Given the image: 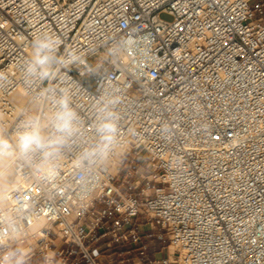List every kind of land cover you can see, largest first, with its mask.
<instances>
[{"label": "built area", "instance_id": "2783aa9c", "mask_svg": "<svg viewBox=\"0 0 264 264\" xmlns=\"http://www.w3.org/2000/svg\"><path fill=\"white\" fill-rule=\"evenodd\" d=\"M41 32L80 60L26 81L20 66ZM49 86L79 117L56 167L0 153L12 180L0 216L22 218L10 247L25 263L103 264L95 243L107 239L135 264H264V0H0V133L11 140L22 113L54 111L36 102ZM111 99L115 139L83 159ZM138 161L149 179L127 195L115 181L139 186ZM154 242L167 243L165 259L146 258Z\"/></svg>", "mask_w": 264, "mask_h": 264}, {"label": "clouds", "instance_id": "9594fccd", "mask_svg": "<svg viewBox=\"0 0 264 264\" xmlns=\"http://www.w3.org/2000/svg\"><path fill=\"white\" fill-rule=\"evenodd\" d=\"M61 44L60 38L53 33L36 34L31 44L32 54L20 66L22 77L26 81H52L60 74L62 67L80 60L73 49L66 48L63 54L58 55ZM36 102L38 105L50 102L54 111L46 114L38 108L33 112L22 113L23 118L11 140L0 133V153L8 154L17 149V155L26 163L37 168L54 169L63 150L78 131L79 117L70 105L66 90L61 89L58 93L54 86L45 87L37 95ZM117 102L111 99L98 107L96 131L100 143L94 149L85 150L83 159L102 154L113 143L118 130L119 116L113 111ZM21 219L8 212L0 216V249H5L0 255V264H25L27 253L10 247V241L22 234Z\"/></svg>", "mask_w": 264, "mask_h": 264}, {"label": "rangeland", "instance_id": "374dc122", "mask_svg": "<svg viewBox=\"0 0 264 264\" xmlns=\"http://www.w3.org/2000/svg\"><path fill=\"white\" fill-rule=\"evenodd\" d=\"M161 18L163 20H170V17L168 15H165V14H162L161 15ZM103 54H98L94 57H92L89 61V63L91 65H93L94 63H96L99 59H100V56H102ZM59 243L58 242H54V245H58ZM100 245V243L98 244ZM158 245V244H157ZM167 246V243L166 244H161V246ZM115 249L117 251H115ZM174 247H170L169 250H170V253H172L174 251ZM53 250V249H51ZM129 250V247L127 245H122V247L120 246H112L110 249L106 250L104 244L103 245H100V248H98V252L100 254V257H101V261L103 262V264H107V263H112V264H135L138 262V256L134 253V252H130L129 254H125L126 251ZM166 248H165V252H166ZM52 254L49 252L48 253V257H51ZM146 258H148L149 260L152 259V256L150 255H146ZM157 258V261H159V256H156ZM128 261H125L127 260ZM156 260V259H155ZM32 260L28 261V263H30ZM36 261V262H35ZM41 264L42 260L41 259H36L34 261H32V263L30 264ZM142 263L141 264H146L145 261H141ZM53 264H57V258H54L53 260Z\"/></svg>", "mask_w": 264, "mask_h": 264}, {"label": "crops", "instance_id": "0c3cea01", "mask_svg": "<svg viewBox=\"0 0 264 264\" xmlns=\"http://www.w3.org/2000/svg\"><path fill=\"white\" fill-rule=\"evenodd\" d=\"M136 175L134 176V179L137 180L138 183H140L139 186L137 187H132V190H128V187L130 186V182L131 180L129 179L126 183H120V181L122 180L123 177V173H121L120 175L117 176L115 184L117 186H119L120 190L124 193H126L127 195H136L139 193V190L144 187V185L146 184L147 180L149 179L148 175H149V169L146 168L145 166H143V163L138 161L136 163ZM144 222L143 220H141V223ZM143 229L144 230H151L152 227L149 224H143ZM107 239H103V240H99L98 242L95 243V246H97V248H100V245H103L105 243ZM57 242V241H56ZM100 243V245H98ZM155 246V250H154V254L152 256V259H156V256H159V259H165L167 257V253L164 251L165 249L163 248V246H161L160 243L158 242H154L153 243ZM152 244V245H153ZM158 244V245H157ZM150 245V246H152ZM56 247V250L61 246V244L59 243L58 245H54ZM150 246L148 248H150ZM32 261L36 260V259H31ZM32 261L30 263H32ZM36 262V261H35ZM72 259H67L65 261L64 264H72ZM30 263H25V264H30ZM34 264V262H33Z\"/></svg>", "mask_w": 264, "mask_h": 264}, {"label": "bare ground", "instance_id": "6f19581e", "mask_svg": "<svg viewBox=\"0 0 264 264\" xmlns=\"http://www.w3.org/2000/svg\"><path fill=\"white\" fill-rule=\"evenodd\" d=\"M19 104L23 103V100H18ZM12 183L10 179V171L7 168V160L0 158V194L9 190V186ZM51 253V252H50Z\"/></svg>", "mask_w": 264, "mask_h": 264}, {"label": "trees", "instance_id": "16d2710c", "mask_svg": "<svg viewBox=\"0 0 264 264\" xmlns=\"http://www.w3.org/2000/svg\"><path fill=\"white\" fill-rule=\"evenodd\" d=\"M155 246L156 245H154V244L152 246H150V248L147 249V253L146 254L150 255V256H153L154 250H155ZM120 247H122V246H120ZM115 251H117V250L115 249Z\"/></svg>", "mask_w": 264, "mask_h": 264}]
</instances>
